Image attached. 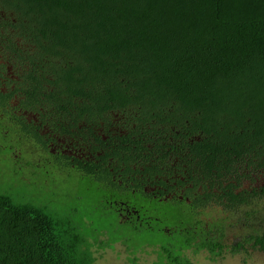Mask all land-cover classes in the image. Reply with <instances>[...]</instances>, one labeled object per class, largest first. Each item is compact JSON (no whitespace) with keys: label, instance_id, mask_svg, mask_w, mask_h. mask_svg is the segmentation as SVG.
I'll use <instances>...</instances> for the list:
<instances>
[{"label":"trees","instance_id":"trees-1","mask_svg":"<svg viewBox=\"0 0 264 264\" xmlns=\"http://www.w3.org/2000/svg\"><path fill=\"white\" fill-rule=\"evenodd\" d=\"M0 130L34 159L0 184V264H93L135 238L152 264L214 261L212 208L264 251V0H0Z\"/></svg>","mask_w":264,"mask_h":264},{"label":"rangeland","instance_id":"rangeland-1","mask_svg":"<svg viewBox=\"0 0 264 264\" xmlns=\"http://www.w3.org/2000/svg\"><path fill=\"white\" fill-rule=\"evenodd\" d=\"M16 103V99L13 100L12 106H15ZM23 115L27 117L28 121L33 119V121L38 123L37 116H33L32 114L26 112H24ZM19 127L17 125L16 129ZM117 129H119V127H117ZM18 133L20 134V132L16 130L13 134ZM13 134H7L5 130H0V184L8 185L14 190L18 186L19 180L30 181L33 176V169L31 165L27 164V161L31 162L34 159L31 157L25 159L26 157L24 155L23 148L21 149L19 144L16 143V139H13ZM30 142L31 141H29V143L26 142L28 146L31 145ZM69 142H72V144ZM65 144L71 145L65 148ZM76 145L75 141L73 142L72 140L59 139L57 144H50V148H48V150L52 153H73L75 155H79L80 157L83 155V152L80 148L76 147ZM35 159L37 161L40 159L39 154ZM4 161H8V163H5ZM246 185H249V183H246L245 187ZM164 209L165 207L163 210ZM178 211L179 210L172 208L171 206L168 207L164 210L165 219L178 220L180 216ZM171 215L176 216V218L170 217ZM243 217L244 215L242 214H240V217L232 216L231 214L223 212L219 208L208 209L200 215L199 219L202 221L200 226L208 231L222 232V241L227 244L228 247L214 261H211L208 258L209 254L205 251L193 254L190 249L185 250L184 253L189 257L193 264H264V251L260 250L258 247L254 248L252 246L253 240L249 237L253 234V231H248L241 227L244 224ZM168 223L171 222L168 221ZM164 230L167 231L168 228H165ZM104 236L105 235L99 236L98 240L105 241L107 237ZM244 240L247 242H244ZM135 241V245H143L142 248L135 253H132L130 248L127 249L128 244H125L124 242L113 243L112 247H110L111 244L92 247L93 256L95 258L93 264H152L156 259V248L149 246L145 239L141 242L140 239L135 238ZM240 242H244V247L236 253L232 252V246Z\"/></svg>","mask_w":264,"mask_h":264},{"label":"flooded vegetation","instance_id":"flooded-vegetation-1","mask_svg":"<svg viewBox=\"0 0 264 264\" xmlns=\"http://www.w3.org/2000/svg\"><path fill=\"white\" fill-rule=\"evenodd\" d=\"M69 145H71V144H65L64 145V147L66 148V147H68ZM68 155H70V156H73V157H75V156H77V155H75V154H69L68 153ZM152 190V189H151ZM109 204L111 203V202H108ZM126 210V213L128 214V215H135L136 217H137V215H138V211L137 210H135V209H133V208H131L130 210L129 209H125ZM120 214V216H123V217H125V215H121V213H119ZM127 217V216H126ZM138 218V217H137Z\"/></svg>","mask_w":264,"mask_h":264}]
</instances>
